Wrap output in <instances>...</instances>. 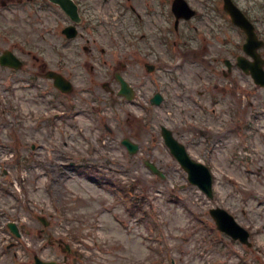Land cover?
<instances>
[{
  "label": "rangeland",
  "instance_id": "rangeland-1",
  "mask_svg": "<svg viewBox=\"0 0 264 264\" xmlns=\"http://www.w3.org/2000/svg\"><path fill=\"white\" fill-rule=\"evenodd\" d=\"M83 1L85 38L70 41L66 66L73 92L43 81L37 92L49 90L46 98H32L20 72L0 69V93L9 107L0 125V156H7L0 166V223L16 220L31 230L20 241L26 248L6 249L12 239L0 227V255L31 264L41 243L37 217L44 215L49 229L81 256L68 264H264V88L254 89L238 73L235 80L221 76L212 68L210 46L202 49L196 37L181 38L180 51L161 43L156 31L164 22L152 0H127L139 17L119 0ZM4 35L0 44L8 45ZM86 38L92 53L82 48ZM35 41L40 44L39 37ZM147 61L154 71L146 72ZM113 67L133 86V101L97 88V81L108 80L116 91ZM86 84L97 90L96 103L84 100ZM154 91L163 95L159 105L150 103ZM70 100L76 109L70 116H52ZM241 112L243 130L235 122ZM161 125L212 170V199L188 183L164 145ZM123 138L139 150L129 155ZM215 206L251 232V247L216 230L208 213Z\"/></svg>",
  "mask_w": 264,
  "mask_h": 264
},
{
  "label": "flooded vegetation",
  "instance_id": "flooded-vegetation-1",
  "mask_svg": "<svg viewBox=\"0 0 264 264\" xmlns=\"http://www.w3.org/2000/svg\"><path fill=\"white\" fill-rule=\"evenodd\" d=\"M61 1L64 0H0V30L7 27L15 36L32 37V43L26 42L24 45L36 44L34 47L40 53L51 52L52 62L57 57L58 60H62L63 56H59V53H62L61 49H64L62 22L66 24L69 22L64 21V14L59 5ZM162 1L159 0L161 14L165 18L176 20L177 34L185 31L190 36L193 34L194 37L196 35L202 39H210L211 47L221 55L215 60L226 78L232 79L233 72L241 71L240 56L244 61H252L249 54L259 55L264 67V0H230L240 12L239 18L244 21L247 31L233 22L225 9V0H184L187 7L177 9V19L170 10L172 0H168L167 5L166 0ZM190 12L193 14L187 15ZM57 24L58 27H55ZM37 37L40 44L35 41ZM16 45L13 46V50H16ZM53 49L58 55L52 53ZM19 50L23 51L22 48ZM35 58L39 60V57ZM63 67L64 65H60L55 70L65 75ZM41 69L42 71L48 69L46 63ZM117 96L116 94L115 97Z\"/></svg>",
  "mask_w": 264,
  "mask_h": 264
},
{
  "label": "water",
  "instance_id": "water-1",
  "mask_svg": "<svg viewBox=\"0 0 264 264\" xmlns=\"http://www.w3.org/2000/svg\"><path fill=\"white\" fill-rule=\"evenodd\" d=\"M250 73L253 75V77L257 82L264 85L263 71H260V69L257 68V69H251ZM121 83L125 87L124 82L122 81ZM154 101L158 102L159 99H155ZM163 136L165 138V142L170 147L172 153L176 156V158L183 166V168L188 172L189 180L197 184L204 191L209 192L210 175L208 173V170L205 167L191 161L187 156L184 147L172 138L169 131H164ZM125 143L130 148V151L134 150V146H132L129 142L125 141ZM211 213L214 215V218L220 229L227 231L233 236H235L234 235L235 231L239 232L238 228L234 225L232 217L229 216L225 211L221 209H215V210L213 209Z\"/></svg>",
  "mask_w": 264,
  "mask_h": 264
}]
</instances>
